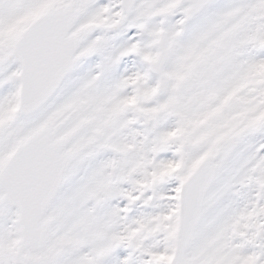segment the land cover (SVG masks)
Instances as JSON below:
<instances>
[{"label": "snow or ice", "instance_id": "1", "mask_svg": "<svg viewBox=\"0 0 264 264\" xmlns=\"http://www.w3.org/2000/svg\"><path fill=\"white\" fill-rule=\"evenodd\" d=\"M0 264H264V0H0Z\"/></svg>", "mask_w": 264, "mask_h": 264}]
</instances>
